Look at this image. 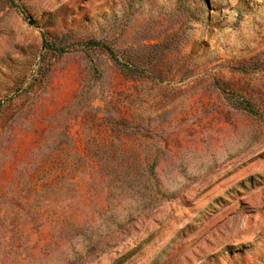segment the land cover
I'll return each mask as SVG.
<instances>
[{"label": "rangeland", "instance_id": "rangeland-1", "mask_svg": "<svg viewBox=\"0 0 264 264\" xmlns=\"http://www.w3.org/2000/svg\"><path fill=\"white\" fill-rule=\"evenodd\" d=\"M0 264H264V0H0Z\"/></svg>", "mask_w": 264, "mask_h": 264}]
</instances>
